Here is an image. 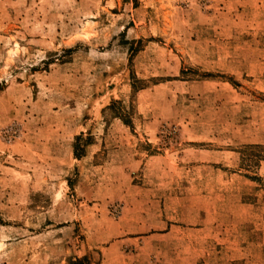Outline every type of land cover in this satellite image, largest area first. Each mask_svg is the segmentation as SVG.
<instances>
[{"label": "rangeland", "instance_id": "374dc122", "mask_svg": "<svg viewBox=\"0 0 264 264\" xmlns=\"http://www.w3.org/2000/svg\"><path fill=\"white\" fill-rule=\"evenodd\" d=\"M0 264H264V0H0Z\"/></svg>", "mask_w": 264, "mask_h": 264}]
</instances>
